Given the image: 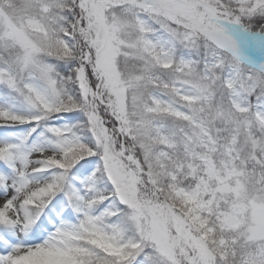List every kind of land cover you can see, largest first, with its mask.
Returning <instances> with one entry per match:
<instances>
[{
  "label": "snow or ice",
  "instance_id": "obj_1",
  "mask_svg": "<svg viewBox=\"0 0 264 264\" xmlns=\"http://www.w3.org/2000/svg\"><path fill=\"white\" fill-rule=\"evenodd\" d=\"M0 264H264V0H0Z\"/></svg>",
  "mask_w": 264,
  "mask_h": 264
}]
</instances>
